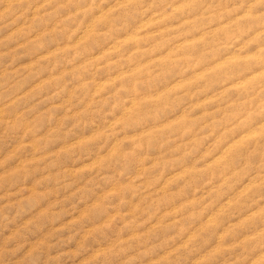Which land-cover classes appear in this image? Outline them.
I'll list each match as a JSON object with an SVG mask.
<instances>
[{
    "label": "rangeland",
    "instance_id": "rangeland-1",
    "mask_svg": "<svg viewBox=\"0 0 264 264\" xmlns=\"http://www.w3.org/2000/svg\"><path fill=\"white\" fill-rule=\"evenodd\" d=\"M0 264H264V0H0Z\"/></svg>",
    "mask_w": 264,
    "mask_h": 264
}]
</instances>
